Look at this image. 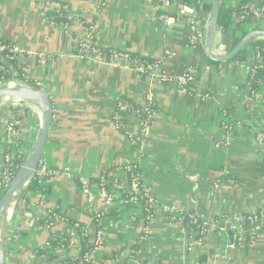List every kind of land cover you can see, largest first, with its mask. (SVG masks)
Instances as JSON below:
<instances>
[{
    "label": "crops",
    "instance_id": "1",
    "mask_svg": "<svg viewBox=\"0 0 264 264\" xmlns=\"http://www.w3.org/2000/svg\"><path fill=\"white\" fill-rule=\"evenodd\" d=\"M54 1L68 7L64 12L68 23L54 25L36 0H0V38L21 49L26 78L46 91L54 104L43 159L54 169L70 167L94 182L105 169L120 165L126 156L135 159L141 152L144 182L159 203L176 207L186 218L194 215L215 222L201 241L188 245L182 230L158 211L151 221L152 235L140 245L136 260L126 259L123 264L147 260L195 264L201 254L219 256L215 264H264V233L249 245L242 240L240 246L228 247L237 234V222L264 206V146L256 139L257 133L264 132V86L251 97L244 89L248 68L229 61L214 63L204 48L190 45L188 23L163 22L162 10L152 0ZM89 25L94 26V37L103 48L158 60L168 76L189 71L194 95L182 92L175 83L164 85L158 77L146 80L121 60L111 63L101 56L85 61L78 49L89 39ZM149 90L156 102L154 123L138 144L116 128L112 113L120 99L144 104ZM223 108L233 109V116H226ZM21 115L28 149L40 122L37 115ZM230 118L234 121L232 144L225 147L220 142L227 136L224 126ZM124 121L137 134V124L130 118ZM3 132L0 126V175ZM49 188L45 204L56 201L65 218L78 221L81 229H89L94 236L98 230L94 214L88 212L79 182L56 176ZM114 193L120 195L119 190ZM132 210L101 220L105 229L99 251L102 261L115 260L112 253L117 258L130 257V247L138 243L141 231L132 221ZM29 211L26 217L19 212L12 221L25 231L11 264H45L46 258L34 255L35 246L61 231L77 235L74 228L47 227L42 203H34Z\"/></svg>",
    "mask_w": 264,
    "mask_h": 264
},
{
    "label": "built area",
    "instance_id": "2",
    "mask_svg": "<svg viewBox=\"0 0 264 264\" xmlns=\"http://www.w3.org/2000/svg\"><path fill=\"white\" fill-rule=\"evenodd\" d=\"M38 3H42L44 8L48 11H57L61 9V5L59 2L54 0H37ZM201 6L204 4L212 5V0H200ZM161 10L159 18L166 22L170 19L181 22L186 21L190 27V37L189 43L194 48H204L205 41L207 38V33L210 25V14L211 11L201 9L200 11H196L194 8H189L186 5L178 2L177 0L169 1L162 0L160 3L156 4ZM220 10L223 9L227 15L229 22L228 27L218 26V31L216 35L215 44L213 47V53L216 56H225L230 53L238 43L249 33L254 31H263L264 32V0H219ZM264 42V37L258 38L256 42ZM6 48H10L12 51L19 54L21 58V49L14 43L11 42L10 45H0V50L4 51ZM102 48L96 41L94 37V29H92V33L89 36V39L83 41L79 45V54L80 56L87 62L92 61L95 57H105L108 60L107 55L104 56V52ZM110 62L114 63L115 61H124L129 68H131L136 74L140 76L146 75V80L154 77H158L164 85L175 83L176 86L187 95H190V88L192 87V75L190 72H183L179 74H174L171 76L166 75L163 71H161V62L146 64L143 59H139L136 57H131L130 53L127 52H110ZM264 61V47L258 46H250L247 48L246 55V65L250 67H254L253 69H248V71L255 72L254 65L262 64ZM234 63V62H233ZM232 63V64H233ZM234 65L244 66L245 64L234 63ZM12 75L17 74V70L15 68L9 67ZM21 81L17 78L13 79H5L3 77L0 78V88L17 86ZM27 83V82H25ZM28 84V83H27ZM248 85V79H247ZM37 86V85H35ZM261 86H264V82L261 83ZM260 86V87H261ZM38 87V86H37ZM194 90V89H193ZM256 93L254 92L251 97H256ZM5 104H9V110L5 111V118L2 122V128L4 130V156H3V166L0 175V200L3 197L4 193L12 183L16 172L20 167H18L15 171L11 170L13 163L15 162L16 157L23 156L24 159L32 146L26 148L27 141V133H25L22 129V123L20 119V115L24 114H32L38 116V120L40 122V127L42 123V115L40 110L32 104H28L25 102H21L18 100L6 101ZM156 105L154 99V93L152 90L147 92L145 97V102L142 105H139V108L136 109L130 103L126 101L119 100L116 103L115 109L112 113V118L116 128L122 132L127 138L137 141L138 144H142L143 138L147 135L154 123V111L153 107ZM130 118L134 121V124L138 126L137 134H134L125 124L124 119ZM225 135L226 138L224 141H221L220 144L227 147L232 144L231 138V129L233 124L225 123ZM39 130L37 131L38 134ZM37 137V136H36ZM256 139L258 143L264 146V132H259L256 134ZM22 142L24 144V148L19 149V144ZM34 142V141H33ZM137 162L139 163V167L141 170V174H138L137 179L132 181L131 184L123 185V181L120 182L119 168L116 175H109L107 178L101 176L98 180L99 184L94 183L87 176L76 175V172L72 168H63V169H54L50 167L48 162L44 159L41 160L40 166L33 178L38 184V190H32L29 187L27 190L21 195L18 203L10 210V225L9 231L7 234V264H11L12 260L17 256L20 250V244L22 242V233L25 231L23 225L19 227L13 226L12 221L15 220L18 216L19 212H23L25 217L29 210L31 209L34 203H42L44 207H46V215L43 218V222L45 221L46 226L48 224L55 223L59 220L58 214L55 212L56 210L62 211L61 205L56 203V201H51L49 204H45L44 195L42 194L50 184V180L56 176H63L67 179L77 180L80 184V191L82 195L86 198L87 204L89 206L88 212L90 214H96L99 217L100 228L95 232L93 238L94 249L88 252L84 256V261L88 264H106L105 261L99 258V251L102 247L103 241L105 239V229L103 228V224H101V220H106L109 218L110 211L113 209H125L127 205L132 207L136 213H140L144 206H147L150 210L154 211V215L156 212H160L164 216L167 217L172 223H174L182 233L185 234L184 220L180 210L176 207L162 205L158 201V197L153 192V190L148 187L143 178L142 169H141V152L139 156L135 159L131 157H124L120 165H123L128 171H133L131 163ZM8 164L9 169H4V164ZM32 180V181H33ZM108 185L113 186L114 188L122 189L123 192L129 193V198H125L120 195L112 192ZM219 186V184L217 185ZM28 203L29 206H28ZM100 204L99 208H96L97 205ZM154 217V216H153ZM192 216H190L191 218ZM132 221L136 224L141 223V219H139V215H134L132 217ZM152 218L149 219L148 225L143 226L141 235L139 238L138 245H143L148 241L150 236L152 235V227H151ZM48 223V224H47ZM214 221H206L204 223V236L209 232V229L214 227ZM237 227V234L232 237L231 242L228 244V247L234 248L236 246H240L242 240L244 243L246 241V234L250 236L251 243L257 240L264 233V206L258 210L257 212L251 213L249 215H245L240 219ZM89 229L82 228L81 232L84 234H89ZM224 231V229H222ZM64 235L60 237H56L62 243H67L68 248L60 243V247L56 250L57 252L64 255L67 251H75L76 250V241L77 235L72 231H63ZM203 236V237H204ZM53 239V237H51ZM47 243L41 246H35L33 249L34 255H38V252L44 250H52L50 239ZM138 251L135 252L134 256L129 257L130 259H134L137 257ZM219 256H215L210 258L209 264H215L216 258ZM128 259V260H130ZM215 259V262H214ZM227 260H230L227 257ZM123 264V263H122ZM140 264H159L151 261H142Z\"/></svg>",
    "mask_w": 264,
    "mask_h": 264
},
{
    "label": "trees",
    "instance_id": "3",
    "mask_svg": "<svg viewBox=\"0 0 264 264\" xmlns=\"http://www.w3.org/2000/svg\"><path fill=\"white\" fill-rule=\"evenodd\" d=\"M37 1V0H36ZM154 4L160 3L162 0H152ZM169 1H173V0H169ZM178 2L186 5L189 8H194L196 9V11H200L201 9L204 10H208L211 11L212 10V5H207L204 4L203 6H201V2L200 0H177ZM61 5V9L57 10V11H48L47 12V18L54 24V25H62V24H66L69 22V20L67 19V17L64 15V12H68V7H66L65 4L60 3ZM228 19V15L227 13L221 9L220 10V16H219V26L221 27H228L229 26V22L227 21ZM89 29H90V34L92 33V29H94V26L89 25ZM10 45L11 42L3 40L0 38V45ZM251 46H258V47H264V42H256L253 43ZM102 51L104 52V56L107 55L108 61H110V52L112 50L107 49V48H102ZM119 52V51H118ZM131 57H134L131 53H130ZM246 55H247V49L240 52L239 54H237L233 59H231L229 61V63H239V64H245L246 65ZM144 63L150 65L153 63H159L160 61L158 60H149V59H143ZM217 65H220V63L218 62H214ZM255 67V72L253 73L252 71H248L247 72V79H248V85L246 84V88L244 89H248L249 94H252L254 92H257L260 89L261 83L264 82V61L262 64H257L254 65ZM15 68L17 70V74L16 75H12L10 72V68ZM246 68L248 69H253L254 67H250L249 65H246ZM3 77L5 79H13V78H17L19 80H24L25 82H27L30 85L35 86V84L28 80L24 74V68L23 65L21 64V60L19 57V54L12 51L10 48H6L4 51L0 50V78ZM144 79H146V75L143 76ZM190 95H194V90L193 88H190ZM127 103H130L134 106V108L138 109L139 105L132 103L131 101H129L128 99H126ZM223 113L228 116V117H232L234 114L233 109H226L223 108ZM153 111H156V105L153 107ZM232 115V116H231ZM24 115H20V119H23ZM230 124H234V121L232 120V118H230ZM19 149L24 148V144L22 142H20L19 144ZM24 161V157L23 156H18L15 159V162L13 163V166L11 168V170H16L18 167H20L22 165ZM132 169L133 171H128L123 165H114L111 166L108 169H105L104 171H102V176L104 177H108L109 175H116V170L119 168V173L123 174L122 178H123V182L125 183V185L131 184L132 181H134L135 179H137L138 174H141V170L139 167V163L134 162L131 163ZM10 167L8 166V164H4V169L7 170ZM262 172L264 174V163L261 166ZM224 181H221V183H223ZM94 183L99 184V182L96 180L94 181ZM220 185V181H218V183ZM30 189L32 190H38V184L35 180L32 181L30 187ZM108 188L114 192L119 190L120 193H122V196L125 198H129V193L123 192L122 189H117L114 188L111 185H108ZM44 195V201H47V199H49L50 195H51V191L50 188L48 187L43 193ZM30 203H28L29 206ZM31 205V204H30ZM128 210H132V207H130L129 205H127V207L123 210V211H119L117 209H113L110 211V215L109 216H115L118 215L120 213L126 212ZM134 211V209L132 210ZM58 216L60 217L59 220L53 224L51 223H47L48 227L53 229V228H59V227H70V228H74L75 230H77V241H76V250L75 251H67V253H65L64 255H61V253L57 252V248L60 247V242L58 239L56 240V237H60L61 235H64V232H58V233H54V235H52L53 239H50V243H51V248L52 250H44V251H40L38 252V255L40 257H44L46 258V263L45 264H88L86 261H84V256L90 252L91 250L94 249V245H93V238L94 236H92V234H84L83 232H81V225L79 224L78 221H73L70 220L68 218H65L63 216V214L61 213V211L56 210L55 211ZM154 211L150 210L147 206H144L143 209L140 211V213H134L135 215H139V219H141V223L139 224V227L142 228L143 226H147L149 219L153 218L154 216ZM183 217L186 218V216L184 215V213H182ZM192 217L190 218V220L186 223L184 220V227H185V235H186V239L188 242V245H190L192 243L193 240L196 241H201L205 232H204V220H201L198 216H194L191 215ZM94 219V225L96 226V230L100 228V223H99V217L98 215H93L92 217ZM45 222V221H44ZM46 224V223H45ZM141 231H140V235H141ZM80 232V233H79ZM96 232V231H95ZM94 232V234H95ZM246 236V245L251 244V238L250 236H248L247 234ZM140 238V237H139ZM139 240V239H138ZM49 241V240H48ZM139 242V241H137ZM65 248H68L69 244H65L62 243ZM130 257L134 256L135 252L139 250L140 246L138 245V243H136L135 245H133L132 247H130ZM116 259L117 258V254L116 253H112L111 259ZM211 256L206 255V254H201L196 263L195 264H209V260H210ZM130 259V258H129ZM128 262V261H126ZM106 264H112V261H105ZM160 264V263H159Z\"/></svg>",
    "mask_w": 264,
    "mask_h": 264
},
{
    "label": "water",
    "instance_id": "4",
    "mask_svg": "<svg viewBox=\"0 0 264 264\" xmlns=\"http://www.w3.org/2000/svg\"><path fill=\"white\" fill-rule=\"evenodd\" d=\"M219 0H212L210 25L204 50L207 57L218 63H226L237 54L250 47L258 38L264 37L263 31H254L247 34L238 45L225 56H216L213 47L219 26ZM18 100L37 107L42 115V123L32 146L30 147L22 165L0 200V264H7V234L10 225V210L18 203L21 195L31 185L32 180L43 159L45 148L54 123V104L50 95L40 87L21 81L17 86L0 88V105L6 101ZM205 214L201 218H204ZM190 216L185 219L187 223ZM129 255L112 260V264H122Z\"/></svg>",
    "mask_w": 264,
    "mask_h": 264
},
{
    "label": "rangeland",
    "instance_id": "5",
    "mask_svg": "<svg viewBox=\"0 0 264 264\" xmlns=\"http://www.w3.org/2000/svg\"><path fill=\"white\" fill-rule=\"evenodd\" d=\"M9 104L2 103L0 105V126L2 127L3 119L5 118V111L9 110ZM130 213V210L126 211L125 214Z\"/></svg>",
    "mask_w": 264,
    "mask_h": 264
}]
</instances>
